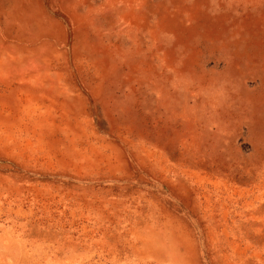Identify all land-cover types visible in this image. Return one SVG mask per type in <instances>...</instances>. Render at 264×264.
I'll return each instance as SVG.
<instances>
[{
	"label": "rangeland",
	"instance_id": "1",
	"mask_svg": "<svg viewBox=\"0 0 264 264\" xmlns=\"http://www.w3.org/2000/svg\"><path fill=\"white\" fill-rule=\"evenodd\" d=\"M0 264H264V0H0Z\"/></svg>",
	"mask_w": 264,
	"mask_h": 264
}]
</instances>
